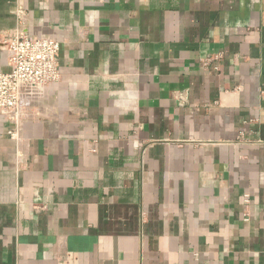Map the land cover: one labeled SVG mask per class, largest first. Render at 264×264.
I'll use <instances>...</instances> for the list:
<instances>
[{
  "label": "crops",
  "instance_id": "crops-1",
  "mask_svg": "<svg viewBox=\"0 0 264 264\" xmlns=\"http://www.w3.org/2000/svg\"><path fill=\"white\" fill-rule=\"evenodd\" d=\"M18 9L61 78L0 118V264H264V0Z\"/></svg>",
  "mask_w": 264,
  "mask_h": 264
},
{
  "label": "built area",
  "instance_id": "built-area-1",
  "mask_svg": "<svg viewBox=\"0 0 264 264\" xmlns=\"http://www.w3.org/2000/svg\"><path fill=\"white\" fill-rule=\"evenodd\" d=\"M18 26L0 34V49L9 71L0 73V118L10 125L8 136L18 141L20 125L48 86L61 78L58 54L60 42L54 37L25 32V14L15 11ZM17 146V145H16ZM19 158V159H18ZM19 163L23 158L17 154Z\"/></svg>",
  "mask_w": 264,
  "mask_h": 264
}]
</instances>
